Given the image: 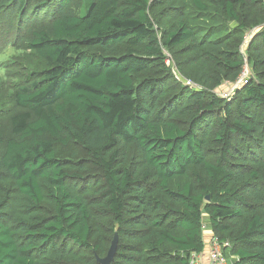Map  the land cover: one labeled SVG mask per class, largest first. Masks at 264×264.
Returning a JSON list of instances; mask_svg holds the SVG:
<instances>
[{"label": "trees", "instance_id": "16d2710c", "mask_svg": "<svg viewBox=\"0 0 264 264\" xmlns=\"http://www.w3.org/2000/svg\"><path fill=\"white\" fill-rule=\"evenodd\" d=\"M81 7L0 0V264H264V0Z\"/></svg>", "mask_w": 264, "mask_h": 264}, {"label": "built area", "instance_id": "2783aa9c", "mask_svg": "<svg viewBox=\"0 0 264 264\" xmlns=\"http://www.w3.org/2000/svg\"><path fill=\"white\" fill-rule=\"evenodd\" d=\"M248 44V40L245 42V45ZM170 61H168L169 64ZM171 65V64H169ZM247 66V65H246ZM245 66V67H246ZM175 68V67H174ZM249 75L246 74V69L244 68V72L238 78V80L233 84L229 85L226 83V86L229 87V90L223 89L219 92L220 96L228 97L239 85L248 77ZM184 81V84L192 89H198L199 87L193 83L192 81L187 80L186 78L181 77ZM206 229V227H204ZM207 250L209 252L210 264H229V261L225 258L223 254V245L219 242V240L213 236L209 238L207 244ZM201 254H194L191 259V264H200L201 262Z\"/></svg>", "mask_w": 264, "mask_h": 264}, {"label": "water", "instance_id": "95a60500", "mask_svg": "<svg viewBox=\"0 0 264 264\" xmlns=\"http://www.w3.org/2000/svg\"><path fill=\"white\" fill-rule=\"evenodd\" d=\"M118 247H119V236L118 234H115V237L112 241L111 247L107 253V256L105 258L102 259H98V261L101 264H112V262L114 261L117 251H118Z\"/></svg>", "mask_w": 264, "mask_h": 264}, {"label": "rangeland", "instance_id": "374dc122", "mask_svg": "<svg viewBox=\"0 0 264 264\" xmlns=\"http://www.w3.org/2000/svg\"><path fill=\"white\" fill-rule=\"evenodd\" d=\"M79 1V4H80V1H81V3H82V7H81V9H80V11H79V14H80V16H84L87 12H88V8H89V5L91 4V2H92V0H78ZM169 64H172V61H170L169 62ZM0 65H1V63H0ZM245 69H246V74L247 75H250L251 74V69H250V66L249 65H247L246 67H245ZM173 73L177 76V74H178V71L176 70V68H173ZM4 74V71L2 70V68H1V66H0V76H2ZM12 79V78H11ZM225 89V88H224ZM228 89H226V91H227ZM207 221V220H206ZM205 221V222H206ZM207 224V223H206ZM208 225V224H207ZM206 231H208V230H206ZM209 232V231H208ZM209 234V233H208Z\"/></svg>", "mask_w": 264, "mask_h": 264}, {"label": "crops", "instance_id": "0c3cea01", "mask_svg": "<svg viewBox=\"0 0 264 264\" xmlns=\"http://www.w3.org/2000/svg\"><path fill=\"white\" fill-rule=\"evenodd\" d=\"M209 232H210V230H209ZM200 264H210V258H209L208 250H206L204 253H202Z\"/></svg>", "mask_w": 264, "mask_h": 264}]
</instances>
